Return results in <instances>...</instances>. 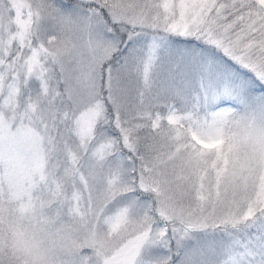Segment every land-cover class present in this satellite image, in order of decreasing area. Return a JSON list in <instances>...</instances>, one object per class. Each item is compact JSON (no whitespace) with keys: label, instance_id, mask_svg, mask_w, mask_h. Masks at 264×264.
<instances>
[{"label":"snow or ice","instance_id":"1","mask_svg":"<svg viewBox=\"0 0 264 264\" xmlns=\"http://www.w3.org/2000/svg\"><path fill=\"white\" fill-rule=\"evenodd\" d=\"M0 264H264V0H0Z\"/></svg>","mask_w":264,"mask_h":264}]
</instances>
